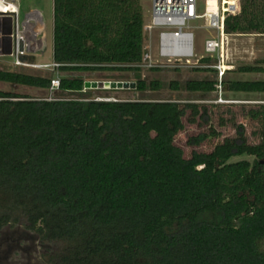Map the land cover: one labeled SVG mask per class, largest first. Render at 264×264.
<instances>
[{"label":"trees","instance_id":"trees-1","mask_svg":"<svg viewBox=\"0 0 264 264\" xmlns=\"http://www.w3.org/2000/svg\"><path fill=\"white\" fill-rule=\"evenodd\" d=\"M238 2L225 31L264 37V0ZM53 12L61 71L140 70L142 0H53ZM239 71L264 73V59ZM0 80L50 86L48 77L27 73L0 71ZM84 84L63 77L60 91L89 96ZM226 84L264 93V79ZM148 87L160 84L139 80L136 90ZM185 87L208 93L215 80ZM0 97V225L22 218L41 242L62 243L56 264H264V102L248 113L260 124L258 143L239 127L238 137L186 158L175 136L188 109L195 122L198 104L48 100L3 90ZM210 136L219 133L202 139ZM243 155L253 161H232Z\"/></svg>","mask_w":264,"mask_h":264},{"label":"rangeland","instance_id":"rangeland-1","mask_svg":"<svg viewBox=\"0 0 264 264\" xmlns=\"http://www.w3.org/2000/svg\"><path fill=\"white\" fill-rule=\"evenodd\" d=\"M21 10L22 17L32 9H40L45 17L46 23V42L44 46V54L38 52L36 57L39 62L53 61V44H54V12L53 0H16ZM144 4V5H143ZM145 8L144 20L148 28L151 21L152 0H142ZM189 29L195 35V50L199 58L206 57L205 40L216 37L208 26L205 19H197L189 22ZM145 40L144 48L147 54L144 64H149V55H155L159 48L158 32L144 31ZM227 63L233 67L225 76V82L229 80H260L264 79V73H244L239 71L240 67L247 65H255L257 61L264 59V37L260 34H229V45L227 47ZM216 58L215 56L213 57ZM11 58H0V71H10L8 61ZM21 71L45 75L50 77L53 74L51 70H31L22 69ZM62 78L81 77L86 81H130L137 82L142 80L150 85L153 81L160 84L159 90H152L149 87L145 91H137L135 89H105L100 84L98 89H86L91 92L79 94L61 92L60 90L52 93L48 89H40L22 85H15L0 80V90L11 91L19 94H25L33 98L49 99V98H104L109 100H150V101H174L181 104H198L199 113L196 115L195 122H191V118L195 115L191 109L187 110L183 117L184 129L175 136V143L184 151L186 158H190L194 151L210 152L215 145L223 142L226 138L238 137L239 127L245 130L244 136L248 143H258V132L260 124L258 121L251 119L248 115L249 111L256 108L257 104L264 102V93H243L232 92L226 89L223 92V98L231 101L230 103L215 102L217 95L212 92H192L186 90V83L190 80H215L213 70H201L199 68L181 66V67H160L148 68L142 67L139 71H123V72H60ZM174 83L178 84V88H174ZM212 132L219 133V136H210L202 139L204 135ZM200 136L199 143H190L189 139ZM248 159L253 161L250 156H237L232 161ZM213 218V216H209ZM14 222V228L28 230L27 235L32 236L35 232L26 227L25 221ZM37 242V241H36ZM37 244L41 247H51L55 251L62 248V243L54 241H44ZM36 244V245H37Z\"/></svg>","mask_w":264,"mask_h":264},{"label":"built area","instance_id":"built-area-1","mask_svg":"<svg viewBox=\"0 0 264 264\" xmlns=\"http://www.w3.org/2000/svg\"><path fill=\"white\" fill-rule=\"evenodd\" d=\"M216 13L210 12L209 0H152L150 24L144 31L158 32L159 48L155 55H149V64L146 61V51L139 68L181 67L211 68L215 75L214 93L217 95L216 103H230L223 98L226 89L225 76L233 67L227 63V47L229 34L225 31V19L228 14H236L240 10L238 0H217ZM205 19L207 26L216 32V37L205 40L206 57H216L212 63L202 62L195 50V35L189 29V22ZM10 20V23H9ZM9 26L11 33H8ZM46 23L40 9H32L22 17L16 0H0V58H11L8 72L26 73L22 69L51 70L49 90L55 93L61 88V64L52 62H39L36 54H44L46 42ZM7 37L11 38V52L5 53ZM33 56L35 58L33 59ZM30 74V73H27ZM36 75V74H34ZM5 98L0 97V101ZM16 100V98H13ZM58 98H49L56 100ZM98 100H109L98 98Z\"/></svg>","mask_w":264,"mask_h":264},{"label":"flooded vegetation","instance_id":"flooded-vegetation-1","mask_svg":"<svg viewBox=\"0 0 264 264\" xmlns=\"http://www.w3.org/2000/svg\"><path fill=\"white\" fill-rule=\"evenodd\" d=\"M14 226V222L0 225V264H56L58 251L39 246L41 240L36 233L29 236L27 229Z\"/></svg>","mask_w":264,"mask_h":264},{"label":"water","instance_id":"water-1","mask_svg":"<svg viewBox=\"0 0 264 264\" xmlns=\"http://www.w3.org/2000/svg\"><path fill=\"white\" fill-rule=\"evenodd\" d=\"M10 23V20H9ZM8 33H11V28L9 26ZM7 46L5 48V53L9 54L11 52V38L7 37ZM35 56H33V59ZM100 84H103L102 86L105 89H135L136 83L130 82V81H107V82H98V81H86L84 86L86 89H98L100 87ZM108 101V100H107Z\"/></svg>","mask_w":264,"mask_h":264},{"label":"bare ground","instance_id":"bare-ground-1","mask_svg":"<svg viewBox=\"0 0 264 264\" xmlns=\"http://www.w3.org/2000/svg\"><path fill=\"white\" fill-rule=\"evenodd\" d=\"M209 4H210V12L212 13H216L217 9H218V1L217 0H209Z\"/></svg>","mask_w":264,"mask_h":264},{"label":"crops","instance_id":"crops-1","mask_svg":"<svg viewBox=\"0 0 264 264\" xmlns=\"http://www.w3.org/2000/svg\"><path fill=\"white\" fill-rule=\"evenodd\" d=\"M144 5V4H143ZM144 8V7H143ZM144 13H145V8H144Z\"/></svg>","mask_w":264,"mask_h":264}]
</instances>
